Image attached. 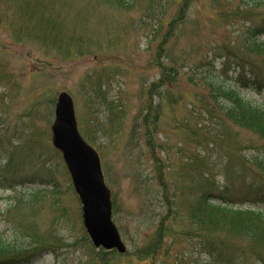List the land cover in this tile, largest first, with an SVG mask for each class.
I'll use <instances>...</instances> for the list:
<instances>
[{
    "label": "rangeland",
    "instance_id": "rangeland-1",
    "mask_svg": "<svg viewBox=\"0 0 264 264\" xmlns=\"http://www.w3.org/2000/svg\"><path fill=\"white\" fill-rule=\"evenodd\" d=\"M131 1L126 10L104 0H0V241L23 250L14 264H207L203 236L188 233L198 231L191 209L205 193L264 209V173L248 162H264V138L227 117L214 88L233 85L264 103V83L237 79L240 66L264 72L247 42L256 30L264 42V4L163 0L159 15L147 13L151 0ZM62 91L100 153L126 253L95 248L86 232L52 143ZM247 237L223 239L245 252ZM243 264H255L248 251Z\"/></svg>",
    "mask_w": 264,
    "mask_h": 264
},
{
    "label": "trees",
    "instance_id": "trees-1",
    "mask_svg": "<svg viewBox=\"0 0 264 264\" xmlns=\"http://www.w3.org/2000/svg\"><path fill=\"white\" fill-rule=\"evenodd\" d=\"M104 1L120 5L126 10L133 9V2L131 0ZM162 3L163 0H151V3L146 8L147 13L153 14L155 12L160 15L163 11ZM258 4H264V0H259ZM257 33L258 30L250 31L247 42L252 40V43L249 45L252 53L264 56V42H258L256 38ZM246 67L240 66L242 70L237 78L238 83H251L253 86L261 88L264 83V75L260 72L261 68L254 64L248 68ZM214 88L215 92L219 95L220 104L226 116L238 125L252 130L264 138V103H257L247 98L238 87L233 85H229L228 87L214 86ZM261 156H264L263 152L259 151L257 157ZM248 162L259 166V169L264 172V162L262 160L258 161L253 158ZM191 219L197 221L198 231H190L189 233L202 234L205 244L208 246L211 260L207 264H243V257L247 251L252 255L255 264H264V210L236 208L225 202H215L214 200H210L207 193H205L202 203L191 209ZM226 220H230L234 226L229 227L226 225ZM227 231H233V233L238 234L242 239L244 235L248 236L253 242L252 245L244 252V249L238 245L227 244L223 239ZM214 242L219 243V247L214 246ZM220 246L222 247L221 250L230 251L231 255H220V253H217L215 247L220 248ZM22 252L23 250L16 243L6 239L1 240L0 264H14L17 259H20L19 257L25 255Z\"/></svg>",
    "mask_w": 264,
    "mask_h": 264
},
{
    "label": "water",
    "instance_id": "water-1",
    "mask_svg": "<svg viewBox=\"0 0 264 264\" xmlns=\"http://www.w3.org/2000/svg\"><path fill=\"white\" fill-rule=\"evenodd\" d=\"M53 143L63 153L74 185L83 203L86 228L96 247L126 252L112 220L111 190L105 182L98 152L82 137L75 115L74 100L62 92L52 125Z\"/></svg>",
    "mask_w": 264,
    "mask_h": 264
}]
</instances>
